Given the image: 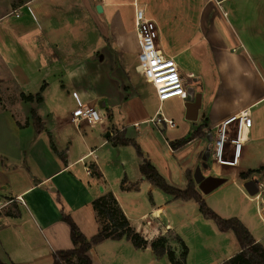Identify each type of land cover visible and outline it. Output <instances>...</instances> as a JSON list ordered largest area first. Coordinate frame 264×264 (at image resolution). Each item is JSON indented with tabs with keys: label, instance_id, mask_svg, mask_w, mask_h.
Here are the masks:
<instances>
[{
	"label": "crops",
	"instance_id": "0c3cea01",
	"mask_svg": "<svg viewBox=\"0 0 264 264\" xmlns=\"http://www.w3.org/2000/svg\"><path fill=\"white\" fill-rule=\"evenodd\" d=\"M97 6L100 12L96 11ZM135 6L156 23L157 43L164 56L175 61L192 46L208 43L206 48L219 77L212 104L202 112L203 90L195 93L187 88L186 97L177 98L184 110L183 116H178L180 121L191 124L187 133L194 131L189 138L175 137L172 143L163 139L160 133L169 127L154 125L151 120L162 116L173 121L175 127L173 118L161 113L165 103L158 104L153 88L157 109L143 103L142 98L152 97L147 88L150 84L140 74L139 61L134 68L138 69V81L134 83L129 77L130 59L138 60L139 49L133 24L131 30L125 18L130 12L133 18ZM243 6L245 0H0V228L5 229L0 232L11 230L18 238L23 236L32 241L29 248L24 246L23 255L28 251L32 260H49L56 252L73 248L69 225L62 219L66 216L65 208L70 213L86 210L94 223L90 227L82 224L83 217H67L80 230L88 226L85 238L96 235L100 225L92 202L107 194L114 197L130 225L147 242L172 233L163 208L146 205L150 207V218L142 215L140 220L148 222L149 233L144 227L141 230L145 233L139 231L126 214L123 197L145 185L149 191L157 189L139 171L143 158L138 155L135 161L131 158L129 149H135V142L129 129L135 131L142 125H152L169 155L204 139L200 147L201 152L205 150L203 166L197 161V168L204 178L222 179V171L228 167L220 171L213 167L217 173L208 177L201 168L211 166L217 126L244 110L251 120L252 110L264 100V87L250 56L235 30L224 22L231 16L241 29ZM194 30L197 40L185 45L183 42ZM170 41L173 48L164 50ZM177 66L183 78L182 68ZM193 76L191 72L187 75ZM194 81L200 83L199 79ZM73 95L84 106L96 109L102 122L76 125L71 115L76 107ZM186 98L192 100V105ZM230 100L238 103L228 106ZM32 114L39 120L41 131H36ZM254 119L259 126L261 119L257 114ZM252 122L243 135L237 164L230 168L232 183L238 181V173L234 171L243 151H255L259 145L252 137L258 131L252 132ZM116 139L131 143L113 144ZM182 140L190 141L179 147ZM172 144L174 149L170 147ZM231 156L232 146L228 144L223 159L230 160ZM191 171L192 167L184 171L185 189L191 181L201 197ZM240 181L244 185L256 180L249 175ZM26 223L30 226L29 234L21 230ZM9 235V232L4 235L5 239ZM3 245L0 238V262L10 264ZM100 247L106 251L122 248L133 255L149 253L156 259L150 249H135L126 239L105 240L87 252L91 264H102L96 256Z\"/></svg>",
	"mask_w": 264,
	"mask_h": 264
},
{
	"label": "rangeland",
	"instance_id": "374dc122",
	"mask_svg": "<svg viewBox=\"0 0 264 264\" xmlns=\"http://www.w3.org/2000/svg\"><path fill=\"white\" fill-rule=\"evenodd\" d=\"M237 1L239 0H232V2ZM241 12L243 13L239 19L241 21V29H238V24L232 22L231 16L224 19V22L235 30L240 43L245 48V52L250 56L254 69L259 76L258 78L264 87V0H245V6H243ZM125 19H127L126 22L132 30V13L130 12L129 16ZM191 28L190 22L189 29ZM191 33L193 35H190L191 37L188 36V40H183L185 45H189L197 40L196 30ZM171 41L169 45L166 43V46L163 48L164 50L168 49L169 46L173 48ZM207 44L192 46L187 53L177 57L175 60V63L182 68L186 87L195 93L204 91L202 97V108L204 110L202 112L207 111L208 107L212 104L213 92L214 89L215 91L218 89L219 82V77L216 75L217 72L213 68L210 52L206 48ZM204 47L205 49L200 51ZM199 52L202 53L201 56H199ZM136 65H138V60L136 58L130 59L131 67H129L128 74L134 83L138 81L139 75L138 69H134ZM190 72L194 74L193 77H187ZM195 79H199L202 85L194 81ZM147 88L149 90L148 94L152 97V86L150 85ZM152 99L153 97L142 98L144 104L156 110L158 105L155 99ZM236 103L238 101H227L228 106ZM161 113L167 118H173L175 122L173 129L168 128L160 133L164 140L172 143L175 137L189 138L193 135L194 131L191 134L187 133L191 124L186 120L180 121L178 117H182L184 113L182 103L179 100L166 101L161 106ZM252 113V132L254 133L258 130L252 137H254L253 139L259 145L255 151H248L247 153L243 151L238 168L234 171L238 173V181L236 183L230 182L233 169L225 168L220 176L225 180V183L207 195L200 194L203 197L201 199L204 201L205 206L215 215L223 220L237 219L248 230L254 240H257L256 242L264 247V207L262 201L256 199V196L250 197L243 189V183L240 181V176L245 173H250L253 180L256 181H260L264 177V100L257 107H254ZM256 114L261 119L259 126L254 119ZM230 129H232V126ZM129 133L132 134L133 141L135 142V151L129 149L132 160H136V151L138 150L141 158L147 160L164 182L174 189L180 191L185 189V169H191L192 167L191 172L194 174L197 168V161L201 162L200 165L203 166V160L201 159L204 157L205 150L201 152L200 147L204 144L205 140L202 138L180 148L175 154L169 155L167 149L164 148L158 139V132L155 131L152 125H142L135 131L129 129ZM201 168L202 173L206 177L212 174L211 168ZM146 188L147 185L139 188L136 193L122 198L126 214L139 231H144L145 228L149 233L150 229L146 224L148 222L140 220L142 215L150 216V207L146 205L149 204L153 208H163V215L170 224L173 233L168 235L167 248L172 250L176 260L180 261L182 254L181 244L187 248L184 264H221L228 257H232L239 249V244L234 233L231 231L227 233L219 232L213 221L202 216L195 201H174V197L163 193L158 188L152 191ZM64 214L68 215L71 219L73 217L76 219L83 217L84 221L82 224H89V227L91 223L94 224L93 220L90 221V218H88L86 210L70 213L65 208ZM101 224H105L104 219H101ZM75 226L77 227V225ZM0 229L5 231L4 228ZM77 229L83 237H85L84 233L89 231L86 225L84 228L82 227V230L78 227ZM21 230H25L29 234V224H24ZM143 231L142 233H145ZM8 232L10 233L9 238L5 239L4 235L7 236ZM8 232L5 234L0 232V238L2 239V244H4L5 252L11 260L10 264H51V258L49 260H35V258L32 260L28 251L23 255L24 246H26V249L29 248V244H33L32 241H26L23 236L18 238L17 234L11 230H8ZM20 234L23 235L24 231H20ZM11 236L16 237L17 240L15 239L14 241V238ZM176 238L178 242L175 241ZM36 245L39 249L40 245ZM36 245L31 248H34ZM115 251L117 254H115ZM96 256L102 264H171L166 255L155 259L149 253L133 255L131 252L128 254L122 248L106 251L103 247H100L96 249ZM114 256H118V258L113 259ZM0 257H2L1 251Z\"/></svg>",
	"mask_w": 264,
	"mask_h": 264
},
{
	"label": "trees",
	"instance_id": "16d2710c",
	"mask_svg": "<svg viewBox=\"0 0 264 264\" xmlns=\"http://www.w3.org/2000/svg\"><path fill=\"white\" fill-rule=\"evenodd\" d=\"M32 117L36 131H41L39 120L34 114H32ZM188 141L190 140L179 141L178 146L180 147ZM130 143L128 140L119 141L116 139L113 141V144L119 145H128ZM170 147L174 149L173 144ZM136 152L141 157L140 152L138 150ZM139 171L151 185L166 194L172 195L175 199L195 201L198 204V209L202 216L213 221L219 232L227 233L231 231L234 233L239 244V251L221 264H264V247L254 240L248 230L237 219L223 220L209 210L199 194L195 191L191 181L183 191L174 189L164 182L145 159L142 160ZM249 175L250 173L242 174L240 177L246 179ZM92 207L100 225L97 234L90 239H86L79 233L77 227L69 217L62 216V219L69 225L70 240L73 248L67 251L56 252L52 256L51 264H91L87 252L93 245L105 240L119 241L121 239L129 241L135 249H150L156 258H161L166 255L171 264H184L187 248L183 244H181L182 254L180 261H178L172 250L167 248L168 235L171 233L156 236L150 242L144 240L130 225L111 194L95 199L92 202ZM101 219L105 220L104 225L101 224ZM175 241L178 242L177 238ZM0 264L5 263L0 262Z\"/></svg>",
	"mask_w": 264,
	"mask_h": 264
},
{
	"label": "built area",
	"instance_id": "2783aa9c",
	"mask_svg": "<svg viewBox=\"0 0 264 264\" xmlns=\"http://www.w3.org/2000/svg\"><path fill=\"white\" fill-rule=\"evenodd\" d=\"M133 19V30L139 49L140 74L143 80L152 86L158 104L162 105L177 98L184 99L187 95L186 84L173 58L164 56L158 46L156 23L148 19L144 11L136 6ZM73 98L76 107L71 115L76 125L85 122L93 126L102 122L101 115L96 109L84 106L75 95ZM151 123L174 127L173 121L162 116L156 120L153 118ZM231 126L233 131L230 129ZM250 127L251 120L246 110L227 118L217 126L211 154L210 168L213 173H217L213 167L219 171L224 167L235 168L244 141L243 135ZM228 144L232 146V156L230 160H224L223 153ZM257 189L256 199L261 200L264 205V178L257 183Z\"/></svg>",
	"mask_w": 264,
	"mask_h": 264
},
{
	"label": "water",
	"instance_id": "95a60500",
	"mask_svg": "<svg viewBox=\"0 0 264 264\" xmlns=\"http://www.w3.org/2000/svg\"><path fill=\"white\" fill-rule=\"evenodd\" d=\"M96 11L100 12L99 6L96 7ZM188 95H191V94L188 93ZM186 102L189 103V105H192V104H190L192 102V100L187 101V98H186ZM193 178H194V182L198 185V189L203 194H208V193L212 192L214 189L218 188L219 186H221L225 182L224 179L216 178V177L204 178L201 175L200 168L196 169ZM243 187L250 197H253L258 193L256 181H248V182L244 183Z\"/></svg>",
	"mask_w": 264,
	"mask_h": 264
}]
</instances>
